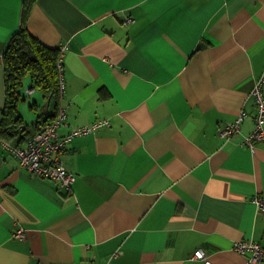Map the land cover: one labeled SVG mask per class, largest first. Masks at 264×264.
Instances as JSON below:
<instances>
[{"label":"crops","instance_id":"0c3cea01","mask_svg":"<svg viewBox=\"0 0 264 264\" xmlns=\"http://www.w3.org/2000/svg\"><path fill=\"white\" fill-rule=\"evenodd\" d=\"M21 21L22 0H0V123L2 58ZM26 26L67 46L59 136L106 124L67 145L74 180L63 188L0 142V264H206L197 250L212 264H253L234 247L264 252L253 202L264 197V141L246 142L261 80L264 90V0H37ZM24 91L22 116L46 102L30 81ZM37 116L25 121L33 133Z\"/></svg>","mask_w":264,"mask_h":264},{"label":"trees","instance_id":"16d2710c","mask_svg":"<svg viewBox=\"0 0 264 264\" xmlns=\"http://www.w3.org/2000/svg\"><path fill=\"white\" fill-rule=\"evenodd\" d=\"M36 2L37 0H22L21 25L10 39L2 58L5 70L6 102L0 123L1 143L10 142L17 136H21L20 139H29L36 132L33 133L27 129L28 126L26 127L19 109L20 104L26 99L24 86L27 78H29L31 89L39 92L45 101L50 99L47 111L45 104L40 107L36 102L30 104L31 111L38 114V120L35 123L37 125L46 123L59 115L60 101L63 97L61 76H64V73L59 71L58 63L64 52L60 48L44 45L29 32L26 23ZM51 116L54 117L50 118Z\"/></svg>","mask_w":264,"mask_h":264},{"label":"built area","instance_id":"2783aa9c","mask_svg":"<svg viewBox=\"0 0 264 264\" xmlns=\"http://www.w3.org/2000/svg\"><path fill=\"white\" fill-rule=\"evenodd\" d=\"M128 21H131L130 19ZM67 46L60 47L62 52H65ZM64 54L62 53L59 59L58 67L61 73H64ZM61 90L64 95V76H61ZM30 93L31 90H30ZM253 97L257 107L255 118V128L252 133L247 137L246 142L254 148L257 141H264V90L263 80L258 82L254 91ZM66 119L65 113L61 112L52 121L40 123L36 125L35 133L30 137L24 147L3 144L4 148L11 152L17 159L21 168L30 172L31 175L47 179L55 182L59 187L70 186L74 180V176L70 173L62 162V153L66 150L67 145L75 137L86 136L96 129L103 127L106 122L99 121L91 126H84L77 128L64 137L59 136V128L64 124ZM240 121L229 125L223 130V136L230 137L235 135L240 128ZM253 202L257 205L258 209L264 212V197H254ZM24 229L18 228L15 236L21 238L24 236ZM234 251L240 255L250 254V262L257 264L262 258L264 252L262 247L255 242H238ZM194 259L204 260L206 264H212L206 259L203 250H197L193 255Z\"/></svg>","mask_w":264,"mask_h":264},{"label":"rangeland","instance_id":"374dc122","mask_svg":"<svg viewBox=\"0 0 264 264\" xmlns=\"http://www.w3.org/2000/svg\"><path fill=\"white\" fill-rule=\"evenodd\" d=\"M28 82H29V78H27L26 80H25V88H28ZM30 90H31V92H32V94L35 92V89H31L30 88ZM33 99V98H32ZM44 104H45V102H44ZM43 104V105H44ZM24 113V112H23ZM21 114H22V111H21ZM35 115H36V113H34L33 111H30V112H27L26 114L24 113V119H25V121H27V122H29V123H31V119H33L34 117H35Z\"/></svg>","mask_w":264,"mask_h":264},{"label":"water","instance_id":"95a60500","mask_svg":"<svg viewBox=\"0 0 264 264\" xmlns=\"http://www.w3.org/2000/svg\"><path fill=\"white\" fill-rule=\"evenodd\" d=\"M49 106H50V99H48L46 102H45V110L47 111L48 110V108H49Z\"/></svg>","mask_w":264,"mask_h":264}]
</instances>
